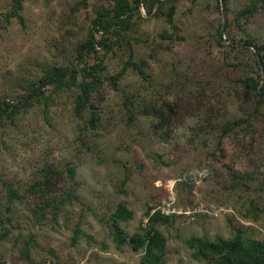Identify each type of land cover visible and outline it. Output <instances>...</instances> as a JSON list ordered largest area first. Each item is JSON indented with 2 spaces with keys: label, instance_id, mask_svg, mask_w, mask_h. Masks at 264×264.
Segmentation results:
<instances>
[{
  "label": "rangeland",
  "instance_id": "374dc122",
  "mask_svg": "<svg viewBox=\"0 0 264 264\" xmlns=\"http://www.w3.org/2000/svg\"><path fill=\"white\" fill-rule=\"evenodd\" d=\"M123 205L264 264V0H0V264H142Z\"/></svg>",
  "mask_w": 264,
  "mask_h": 264
},
{
  "label": "trees",
  "instance_id": "16d2710c",
  "mask_svg": "<svg viewBox=\"0 0 264 264\" xmlns=\"http://www.w3.org/2000/svg\"><path fill=\"white\" fill-rule=\"evenodd\" d=\"M18 9L21 8L20 2L17 6ZM21 22H23V16L18 15ZM85 94L89 95V89ZM71 174L73 173V168L70 169ZM132 215L124 205L118 215L114 218V226L117 232L116 236L120 240H129L134 244L135 248H143L145 251L144 257L142 259V264H162V241L164 240L162 234L159 231L143 230V232H137L133 235L126 234L119 223V216L128 217ZM191 244L197 248L199 253L203 250H208L211 254L217 255V264H235V261L242 262L247 259L256 258L253 263H258V259H262L259 254H256L255 250L251 246H246L243 244L241 237L237 236L233 240H223L218 239L216 243L202 240L200 238H194Z\"/></svg>",
  "mask_w": 264,
  "mask_h": 264
}]
</instances>
